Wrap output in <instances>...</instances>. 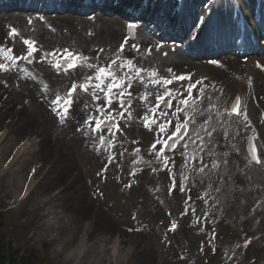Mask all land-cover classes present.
Listing matches in <instances>:
<instances>
[{
  "label": "rangeland",
  "instance_id": "374dc122",
  "mask_svg": "<svg viewBox=\"0 0 264 264\" xmlns=\"http://www.w3.org/2000/svg\"><path fill=\"white\" fill-rule=\"evenodd\" d=\"M117 19L103 17L99 34L94 37L82 34L80 48L95 54L97 50L116 43L124 25ZM71 20L66 19V24L72 26ZM20 25L19 17L0 14V44H3L6 31L12 27L18 28L25 36ZM115 25L119 28L117 36L104 34ZM54 32L45 29L40 35L48 49L61 44L53 38L58 37ZM156 56L160 57V54ZM162 59L170 64L164 63L166 70L177 74L188 71L207 79L205 85L213 88L212 93L208 91L206 99L210 100L209 96L214 95L211 96L213 100L203 103L200 109L203 118L198 119V128L217 126L220 129L216 140L206 137L205 145L209 146L195 145L193 141L197 134L193 132L187 149L182 146L172 161L171 173L169 166H164L163 159L156 156L158 145L156 150L151 149L159 138L156 128L148 130L145 127V114L149 124L155 119L151 109L156 96H152L149 102H145L146 98L140 94L133 95V99L131 96L133 116L126 131L137 143H128L121 137L119 145L111 148L108 140L101 144L99 136L82 127L89 113L94 112L84 105L85 102L83 105L79 102L63 125L51 111V101L68 88L69 80L65 77L43 69L27 71L31 75H26L18 67L0 71V91L5 88V92L0 93V102L5 103V109L0 110V132L12 119L21 124L19 128H13L6 144L19 145L31 138L40 124L44 128L38 132V148L13 166L19 169L22 177L36 166V186L22 205L0 214L3 233L13 231V245L21 247L24 254L34 247L38 264H103L105 255L119 236L123 238L120 245L121 253L124 252L131 232L137 233V240L133 243L130 264H192L182 259L184 253L193 257L195 264H264V171L247 162L243 153V134L238 131L241 129L221 123L212 108L213 103H219L217 99L222 89L236 88L234 64L237 62L230 60L229 67L224 63L226 59L215 60L217 63L196 61L198 64L194 62L193 66H175L165 57ZM246 62L258 63L259 69L254 82L241 87L242 107L257 129L264 151V60L252 57ZM143 63L145 69H153V61L149 58ZM88 71L89 68L82 71L85 77L92 75ZM20 79L26 82V89ZM30 94L31 97L33 94L31 99L26 96ZM28 112L31 119H28ZM78 127L82 128L79 132ZM185 151L187 158L183 155ZM54 155L53 166L43 172ZM0 158L3 161L0 165H3L7 158L3 155ZM201 167H204L203 172L199 171ZM133 172L136 175H132ZM172 174L176 178V187L170 192ZM72 175L75 176L73 184L49 205L46 219L35 217L45 206L43 199ZM6 176L0 177V207L8 208L12 197L5 183ZM130 181H133V187L126 189ZM189 193L196 203L195 213L206 218L204 229L192 226L190 218L183 216L185 195ZM93 211L94 223L86 232L82 256L77 261L63 258L82 236ZM172 219L184 225L178 235L167 232ZM249 241L252 244L245 247V242ZM4 242H8L7 238Z\"/></svg>",
  "mask_w": 264,
  "mask_h": 264
},
{
  "label": "snow or ice",
  "instance_id": "6c2138e0",
  "mask_svg": "<svg viewBox=\"0 0 264 264\" xmlns=\"http://www.w3.org/2000/svg\"><path fill=\"white\" fill-rule=\"evenodd\" d=\"M36 19L43 21L44 17H37ZM201 24L204 22V18L200 17ZM29 24L33 23L32 18L28 21ZM127 29L129 33H132L137 29V25L134 23H129L127 25ZM9 37L12 39L13 44L15 42L16 36L18 32L15 28H12L8 33ZM129 43L128 38L126 37L119 45V52L123 53L125 45ZM23 44L26 46V52L22 55H17L13 47H8L3 44H0V71H10L15 69L18 66V61L23 60L28 64L33 63L36 59L35 53L41 52L40 60L41 62L47 60L49 64L53 68L56 69L57 72L63 71L64 73H68L70 70H74L78 67H87L89 69H94V75L87 76L82 83L79 85L77 83H72L71 89L68 91L66 97H61L57 95L55 99L51 101V111L59 118V123L64 124L69 117L70 109L77 102L76 98L73 96V93L76 92L77 87H79L83 92H89L91 90V95L94 101H100L101 103H97L95 106V111L90 112L87 119L84 121L82 127L87 128L94 134L99 135V139L101 144L105 142L106 136H115V132L113 129L117 131H121L119 126V121L116 120V114H118L121 118L124 116V112L121 111L117 113V110L113 105H118L119 108H125V93L126 88L132 87V82L135 79H139L141 82H144L145 76L142 74H147V80L153 86L159 85L161 88H165L166 91L163 95H157L156 97V106L151 109V112L154 116L164 117L157 124L156 119H152L151 124H157V134L158 139L151 145L152 150L157 149V145H160L158 151H156V156L158 159L162 158L164 162V166L168 167L169 157L167 153L174 152L177 148V145L184 141L185 150L187 149V141L185 137L188 136L189 133V116L187 115V110L191 108L197 99H199V95L193 97V89H196L197 93L203 92V86L197 88V85H202V81H196L195 83L191 82L190 77H186L184 75L173 76L172 78H158L157 73L154 70L145 69L139 66L133 58H121L119 55L116 59L110 60L107 64H93L90 62L89 57L82 56L81 54L74 52L69 48L56 49L53 51H42L36 44L35 40L24 39ZM133 50L138 51V46L136 44L131 45ZM103 51V49H101ZM96 59H99L98 57ZM212 63H217V61H212ZM25 71L26 75H31V73ZM171 71V70H169ZM189 82L187 85H181V88L177 89H169L166 86L173 84L174 81H185ZM251 81H249V84ZM147 87V84H145ZM184 91L187 92V96L183 99H178L177 95L174 93H178L180 96L184 95ZM131 92H127V96L130 97ZM173 101H176L175 105ZM129 107L131 106V101H128ZM240 100L239 97L236 98L234 104H232L231 109L226 112L229 117L233 114L240 115L239 110ZM169 111H171V115L176 117L175 128L174 131H171L169 134V129L173 125V121L171 119H167ZM185 113L184 119L181 120L179 113ZM131 113H129V116ZM145 127L150 128L151 125L148 123V116L145 114ZM244 120H247V115H244ZM194 122V121H193ZM78 132L82 130L81 127L76 129ZM209 137L212 136V132L207 131ZM87 135V132H85ZM166 137V138H165ZM197 138L201 141V145H203V137H200L197 133ZM111 143V141H109ZM135 143V141H133ZM195 143V141H193ZM99 150V148L97 149ZM201 150L203 148L201 147ZM137 153L139 149L136 150ZM249 153L252 156V159L259 163V158L257 155V148L254 143L250 142ZM185 158H187V152L183 154ZM111 157L109 160L111 161ZM193 160H195V156H193ZM202 163V159H201ZM207 167V165H204ZM204 167H201L199 171L203 172ZM169 172H172V169H168ZM34 171V170H33ZM155 171V169H153ZM135 175V172L132 173ZM172 187L169 189L170 192L174 190L176 187L175 184V175H171ZM187 179V177H185ZM130 187L131 185H127ZM195 211V209H193ZM177 225L172 223L170 230H175ZM250 242V241H249ZM245 242V247H247V243Z\"/></svg>",
  "mask_w": 264,
  "mask_h": 264
},
{
  "label": "bare ground",
  "instance_id": "6f19581e",
  "mask_svg": "<svg viewBox=\"0 0 264 264\" xmlns=\"http://www.w3.org/2000/svg\"><path fill=\"white\" fill-rule=\"evenodd\" d=\"M235 1L238 2V0H235ZM254 1L255 2H258V0H254ZM186 3L185 4L184 3L183 4H180L179 7L180 8H184L185 5H186ZM251 3L252 2L250 0L247 1L248 6ZM221 6H222V4L220 2H218L216 4V6H215V11L216 12H219V9L221 8ZM251 6H252L251 8L248 7V9H247L248 11L251 12L252 9H255L256 10V7L255 6H253V5H251ZM94 8H98V6H94ZM116 8L118 10L123 9L122 6H116ZM188 10L189 9L184 8V10L182 12V15H184ZM226 10L227 11H230V2L228 3V8H226ZM258 10H260L259 13H261V11H262L261 7H259ZM110 11H112V10H110ZM210 16H211L210 14L207 16V19L208 20L210 19ZM219 18H220V16H219ZM228 18L231 19L232 16H230V14H229ZM219 20H221V19H219ZM241 26H242V24L238 23L237 34H238V32H240V34H241V30H240ZM204 29H205V26L202 27V30H204ZM212 29L214 31L217 30V26L212 25ZM118 30H119L118 26L115 25L111 29H107V31H109V32L106 33V31H105L104 34H107L108 36L111 35V34H114L115 36H117L118 35ZM245 31L243 32V34H245ZM211 36L213 37V34ZM205 45L207 47V44L206 43H205ZM227 46H229V45H227ZM9 47H13V46L9 45ZM222 48H223V46H222ZM222 48H221V50H222ZM96 63L99 64V59H97ZM241 66L245 67L244 69H246L245 71H241V73H244L245 72L244 74H247V72H249L252 75L254 74V71L251 69V64L250 63H246V64H243ZM175 83H176V86H179L182 83L187 84L188 82H182V81L179 82V81H176V82H174V84ZM163 90H166V89H163ZM26 96L27 97L30 96L29 99H31L33 97V94H32V97H31V94L30 95H26ZM40 115H41V117L43 116L42 114H40ZM11 121H12V127L13 128H19L21 126V124H20L19 121L15 120V119H12ZM192 121H194V120L192 119ZM15 124H16L17 127H15ZM9 129H10V125L7 124V128H6L5 131H9ZM2 137H1V139H2ZM35 146H36V144H31V143H29V141H26L25 143H23V145L21 147H18L16 149L14 147L13 149H15V153L13 154V156H12L13 157V160H11V161L19 160L20 157L25 156V155H28L30 152H32V150H34ZM17 170H19V169L13 168V170H11L7 174V176H6V182L5 183H6L7 189L9 190V193L12 196H15L14 198H16L17 199V202L20 203V201H19V197L20 196L16 192L20 189V186L23 185L24 178L21 175H19L20 173ZM28 184H30V185L33 184V178L32 177H29V183ZM84 239H85V235H83V237H81V239L78 242V244H76V247L75 248L78 251L77 254H80L82 248L84 247ZM121 240L123 241V238L121 239V237H119L118 239H116L114 241L113 245L110 247L111 248L110 249L111 252L109 254L107 253L105 255V257H104L105 258V261H104L103 264H111V262H114V264H119L118 261H117L118 257H119V260L122 261V259H124V258H126L128 256V253L130 254V251H131L130 244H128L130 250L128 248L126 252L121 253V249H120L121 248L120 247ZM70 253H71V251H70ZM71 254H73V253H71ZM71 254H67L66 256H63V258L67 259ZM126 261H128V259ZM127 263L128 262H125V264H127ZM120 264H122V262H120Z\"/></svg>",
  "mask_w": 264,
  "mask_h": 264
},
{
  "label": "trees",
  "instance_id": "16d2710c",
  "mask_svg": "<svg viewBox=\"0 0 264 264\" xmlns=\"http://www.w3.org/2000/svg\"><path fill=\"white\" fill-rule=\"evenodd\" d=\"M2 238L0 237V264H5V260L9 259L10 264H34V262H32L31 258L30 260L28 258H16L15 255L17 254V251H10L11 246H6L7 251L10 254L5 255L4 253V246L2 245Z\"/></svg>",
  "mask_w": 264,
  "mask_h": 264
}]
</instances>
